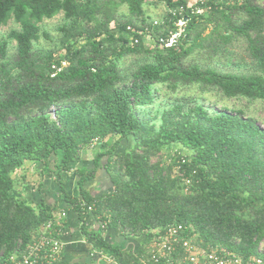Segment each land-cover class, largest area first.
Returning a JSON list of instances; mask_svg holds the SVG:
<instances>
[{
  "label": "trees",
  "instance_id": "obj_1",
  "mask_svg": "<svg viewBox=\"0 0 264 264\" xmlns=\"http://www.w3.org/2000/svg\"><path fill=\"white\" fill-rule=\"evenodd\" d=\"M187 2L0 0V26L19 25L0 38V264L26 249L58 202L118 264L136 262L170 224H182L204 250L264 260V128L244 108L223 103L264 101V0H210L203 14ZM161 3L167 10L153 25L144 5ZM60 13L57 45L39 46L40 23ZM180 18L176 41L156 42ZM237 44L249 67L223 69L221 56ZM87 147L96 155L92 169H75L80 198L65 191L52 205L20 198L12 175L24 162L48 167L54 157L59 178ZM102 157L112 190L92 196L84 184ZM90 215L99 224L87 231ZM106 228L135 241V251L106 240Z\"/></svg>",
  "mask_w": 264,
  "mask_h": 264
},
{
  "label": "crops",
  "instance_id": "obj_2",
  "mask_svg": "<svg viewBox=\"0 0 264 264\" xmlns=\"http://www.w3.org/2000/svg\"><path fill=\"white\" fill-rule=\"evenodd\" d=\"M95 151L89 147L81 149L70 169L63 171L59 178L54 172V157L50 158L48 167H45L44 162L26 161L14 173L21 179L15 189L24 200L33 204L44 202L47 205H52L62 195L63 191L69 196L80 198L75 169H92ZM106 158H101L100 167L96 169L93 179L84 184L87 192L92 196H98L112 190L110 176L105 167ZM57 208V211L62 209L66 211V217L62 221L60 231V240L63 244L61 250L62 264H118L114 257L109 258L108 254L104 253L101 255L99 250L87 240L82 230V219L76 212L62 202L57 203ZM98 224V220L90 215L87 219L86 230L97 228ZM103 233L105 239L119 245L123 253L132 254L137 247L135 241L128 240L110 229H104Z\"/></svg>",
  "mask_w": 264,
  "mask_h": 264
},
{
  "label": "built area",
  "instance_id": "obj_3",
  "mask_svg": "<svg viewBox=\"0 0 264 264\" xmlns=\"http://www.w3.org/2000/svg\"><path fill=\"white\" fill-rule=\"evenodd\" d=\"M209 1L189 0L187 6L191 9V13L203 14L210 8ZM211 1L230 2L232 0ZM182 11L183 6H179L176 10L178 14H181ZM185 20L186 18L178 19L176 31H171L167 38L159 37L156 42L163 46L172 45L182 32ZM155 24L158 22L154 21L153 25ZM130 29L127 26L126 32H129ZM149 31V27L142 30L145 38L148 36L150 38ZM131 40L133 43L138 41L137 38ZM98 141L97 138H94L91 145L95 146ZM80 206L84 208L83 202ZM87 209L91 210L92 206H87ZM65 217V210L55 212L50 219L33 232L32 239L23 252L14 253L9 257L8 264H62L61 250L63 244L60 240V231ZM101 226L103 227V224ZM99 252L104 255L102 251ZM259 252L264 253V243L260 245ZM107 256L112 258L110 255ZM130 264H264V260L261 256L243 260L239 255L224 249L204 250L195 244L191 236L185 234L182 224H170L155 231L145 253L136 262Z\"/></svg>",
  "mask_w": 264,
  "mask_h": 264
},
{
  "label": "rangeland",
  "instance_id": "obj_4",
  "mask_svg": "<svg viewBox=\"0 0 264 264\" xmlns=\"http://www.w3.org/2000/svg\"><path fill=\"white\" fill-rule=\"evenodd\" d=\"M144 8L145 14L148 16V20L153 22L157 21L158 23L162 21L163 15L167 10L166 5L163 3L158 4L156 6L153 4L144 5ZM120 9L123 12H126V8L124 6H121ZM62 21L63 16L61 13L52 17L51 19H44L40 23V31L42 35L37 41V44L44 48L55 47V45H57L58 38L60 35L57 28L62 23ZM11 29H19V25L15 23L12 19H10L6 25L0 26V38L5 37ZM44 31L48 34V38H45V36L43 35ZM146 39H150L149 36ZM12 44H14V42ZM243 57L245 56L244 52H242V46L241 44H237L233 51L231 49L228 53L221 56L220 64L223 69L226 70L246 71L249 66L246 63V60L242 59ZM208 98V102L213 104V97ZM223 103L227 104V106L229 107L236 106L244 108L250 115H252L256 119L257 124L264 128V101L248 103L243 100L225 99L223 100ZM210 108H212L211 110H218L220 108V102H218L216 105L210 106ZM125 146L126 144L124 143L122 147L125 148ZM173 148L177 147L173 146ZM165 152L166 151H163V156H165ZM181 152L185 154L187 153L186 150H181ZM12 176L14 177V186L16 187V185L19 183L18 181L21 179L20 177H18V175L16 176L15 174H13Z\"/></svg>",
  "mask_w": 264,
  "mask_h": 264
},
{
  "label": "water",
  "instance_id": "obj_5",
  "mask_svg": "<svg viewBox=\"0 0 264 264\" xmlns=\"http://www.w3.org/2000/svg\"><path fill=\"white\" fill-rule=\"evenodd\" d=\"M52 113L54 114V111Z\"/></svg>",
  "mask_w": 264,
  "mask_h": 264
}]
</instances>
